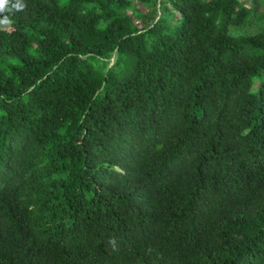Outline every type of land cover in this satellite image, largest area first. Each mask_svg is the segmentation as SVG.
Masks as SVG:
<instances>
[{"label": "trees", "instance_id": "1", "mask_svg": "<svg viewBox=\"0 0 264 264\" xmlns=\"http://www.w3.org/2000/svg\"><path fill=\"white\" fill-rule=\"evenodd\" d=\"M23 3L0 264H264V0Z\"/></svg>", "mask_w": 264, "mask_h": 264}, {"label": "clouds", "instance_id": "2", "mask_svg": "<svg viewBox=\"0 0 264 264\" xmlns=\"http://www.w3.org/2000/svg\"><path fill=\"white\" fill-rule=\"evenodd\" d=\"M23 0H0V13H4L6 10H23L24 8ZM9 23L8 17L4 16L2 20H0V24H7Z\"/></svg>", "mask_w": 264, "mask_h": 264}, {"label": "rangeland", "instance_id": "3", "mask_svg": "<svg viewBox=\"0 0 264 264\" xmlns=\"http://www.w3.org/2000/svg\"><path fill=\"white\" fill-rule=\"evenodd\" d=\"M0 27H1L2 29L9 30V25H8V23H7V24H0ZM255 89H256V85H254V87H253V91H255Z\"/></svg>", "mask_w": 264, "mask_h": 264}]
</instances>
